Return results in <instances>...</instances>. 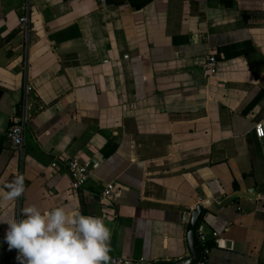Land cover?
<instances>
[{"label": "crops", "instance_id": "0c3cea01", "mask_svg": "<svg viewBox=\"0 0 264 264\" xmlns=\"http://www.w3.org/2000/svg\"><path fill=\"white\" fill-rule=\"evenodd\" d=\"M24 119L17 147L7 131ZM257 123L264 0H0V217L33 204L101 217L109 264H154L190 255L201 204L212 250L195 264H264ZM67 157L90 169L79 189ZM20 175L24 194L4 200ZM107 183L119 190L113 205L100 201ZM7 229L0 262L17 252Z\"/></svg>", "mask_w": 264, "mask_h": 264}, {"label": "clouds", "instance_id": "9594fccd", "mask_svg": "<svg viewBox=\"0 0 264 264\" xmlns=\"http://www.w3.org/2000/svg\"><path fill=\"white\" fill-rule=\"evenodd\" d=\"M7 188L3 199L17 201L25 192L24 177ZM0 223L8 225L5 241L9 250H17L20 264H109L111 233L101 217L33 204L20 209V218L15 211L4 214Z\"/></svg>", "mask_w": 264, "mask_h": 264}, {"label": "built area", "instance_id": "2783aa9c", "mask_svg": "<svg viewBox=\"0 0 264 264\" xmlns=\"http://www.w3.org/2000/svg\"><path fill=\"white\" fill-rule=\"evenodd\" d=\"M22 27L28 32L30 29L29 25V16L23 15L20 18ZM203 68L207 73L213 75L217 72V59L215 58L214 54L209 55L208 59L203 63ZM25 122L24 119L21 123L13 124L9 127L7 131V137L10 142L17 147H23L24 140H25ZM255 131L259 137L264 136V129L262 123H257L255 125ZM66 165L70 170L71 177H72V188L79 189L85 185L88 180L90 169L88 164L82 163L77 157H67L65 159ZM55 164V163H54ZM100 201L103 204L113 205L116 199L119 196V190L114 183H107L103 190L100 193ZM214 237L218 236V232H212ZM197 236L200 243L205 244L209 237L208 234L204 231L202 227L198 228ZM2 239V234L0 231V242ZM211 246H204L200 251L199 255V263H204L208 254L211 252ZM18 253H14L9 256L6 260L0 262V264H20V261L17 260ZM112 262L114 264H135V261L131 258L127 257H114L112 258Z\"/></svg>", "mask_w": 264, "mask_h": 264}, {"label": "water", "instance_id": "95a60500", "mask_svg": "<svg viewBox=\"0 0 264 264\" xmlns=\"http://www.w3.org/2000/svg\"><path fill=\"white\" fill-rule=\"evenodd\" d=\"M202 211H203V206L199 204L193 209L189 217L188 227H187V243H188L190 255L176 261H158L155 262L154 264H195L199 261L200 251L197 248L195 242V233Z\"/></svg>", "mask_w": 264, "mask_h": 264}, {"label": "trees", "instance_id": "16d2710c", "mask_svg": "<svg viewBox=\"0 0 264 264\" xmlns=\"http://www.w3.org/2000/svg\"><path fill=\"white\" fill-rule=\"evenodd\" d=\"M197 230H198V227H197V229H196V233H195V242H196L197 248H198L199 250H202V248H203L204 246H212V242H210V241H207L205 244L199 242V240H198V236H197Z\"/></svg>", "mask_w": 264, "mask_h": 264}]
</instances>
